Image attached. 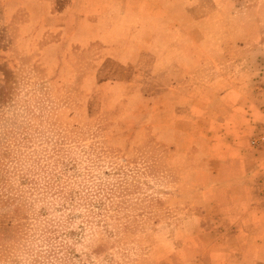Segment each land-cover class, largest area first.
I'll list each match as a JSON object with an SVG mask.
<instances>
[{
  "label": "rangeland",
  "instance_id": "obj_1",
  "mask_svg": "<svg viewBox=\"0 0 264 264\" xmlns=\"http://www.w3.org/2000/svg\"><path fill=\"white\" fill-rule=\"evenodd\" d=\"M188 1L179 0L182 11L177 14L183 21ZM231 2L238 10L223 16L225 26L209 31L231 39L228 69L234 71L243 62L248 68L243 84L248 89L264 88V77L257 76L264 71V0ZM68 16L61 0H0L1 161L30 160L28 166L34 167L38 151L61 148L60 155L74 166L66 173L70 183L95 167L98 173L120 168L140 176L141 193H130L128 198L148 196L142 213L157 223L150 222L146 241L141 247L131 244L125 259L114 251L117 263L181 264L184 255L197 258L201 249L194 244L200 236L194 234L213 223L201 219L202 185L213 178L202 152L166 148L174 143V131L160 124L168 117L167 102L157 96L167 90V78L133 75L143 50L155 59L153 71H159L175 51L171 48L175 45L167 42L172 36L154 20L146 30L114 27L111 20H89L73 28ZM187 30L179 36L178 46L191 52ZM149 35L154 41H145ZM216 46L213 52L218 56L222 48ZM186 64L192 67V60ZM202 78L206 83L218 80ZM236 79L230 75L227 80L235 84ZM46 138L48 142L40 141ZM5 151L11 155L2 160ZM113 176L109 181L120 179ZM11 225V211L0 209L1 240L10 237ZM181 248L186 250L178 253Z\"/></svg>",
  "mask_w": 264,
  "mask_h": 264
},
{
  "label": "crops",
  "instance_id": "obj_2",
  "mask_svg": "<svg viewBox=\"0 0 264 264\" xmlns=\"http://www.w3.org/2000/svg\"><path fill=\"white\" fill-rule=\"evenodd\" d=\"M61 1L68 18L74 21L73 28L89 20H111L114 27L146 30L151 25L149 21L154 20L172 36L167 42L175 45L171 47L175 51L161 69L153 71L155 59L143 50L133 75L167 78V90L157 97L167 102L168 117L160 124L174 131L169 151L202 152L208 175L213 178L202 185L205 192L201 217L213 223L194 234L200 236L194 245L201 254L193 259L184 255L180 263L264 264V142L256 148L250 145L254 136L261 134L264 138V109L260 108L264 105V88L248 89L243 84L248 74L243 62L234 71L228 69L232 41L209 31L211 27L225 26L223 16L237 11L238 6L231 0H189L184 7L188 17L183 21L177 14L182 11L179 0ZM64 25L68 29L67 20ZM185 29L193 47L191 52L178 46ZM145 41L154 39L149 35ZM215 46L222 48L218 56L213 52ZM189 60L192 67L186 64ZM230 75L239 78L237 83L228 82ZM207 76L218 80L206 83L202 77ZM257 76L264 77V71L259 70Z\"/></svg>",
  "mask_w": 264,
  "mask_h": 264
},
{
  "label": "trees",
  "instance_id": "obj_3",
  "mask_svg": "<svg viewBox=\"0 0 264 264\" xmlns=\"http://www.w3.org/2000/svg\"><path fill=\"white\" fill-rule=\"evenodd\" d=\"M60 150L38 151L34 167L30 160L0 159V209L12 213L11 235L0 239V264H118L114 251L125 259L131 244L146 241L151 219L142 212L148 196L128 198L140 192V176L120 168L98 173L95 167L70 183L66 173L74 166ZM10 155L5 151L2 160ZM116 174L120 179L109 181Z\"/></svg>",
  "mask_w": 264,
  "mask_h": 264
},
{
  "label": "built area",
  "instance_id": "obj_4",
  "mask_svg": "<svg viewBox=\"0 0 264 264\" xmlns=\"http://www.w3.org/2000/svg\"><path fill=\"white\" fill-rule=\"evenodd\" d=\"M264 142V138L262 135H258L257 137H254L251 144L253 147H258Z\"/></svg>",
  "mask_w": 264,
  "mask_h": 264
}]
</instances>
